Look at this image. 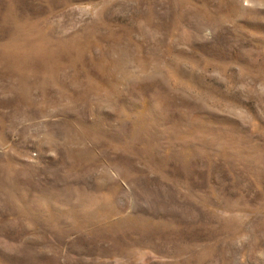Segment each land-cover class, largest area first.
<instances>
[{
  "label": "rangeland",
  "instance_id": "1",
  "mask_svg": "<svg viewBox=\"0 0 264 264\" xmlns=\"http://www.w3.org/2000/svg\"><path fill=\"white\" fill-rule=\"evenodd\" d=\"M0 264H264V0H0Z\"/></svg>",
  "mask_w": 264,
  "mask_h": 264
},
{
  "label": "snow or ice",
  "instance_id": "2",
  "mask_svg": "<svg viewBox=\"0 0 264 264\" xmlns=\"http://www.w3.org/2000/svg\"><path fill=\"white\" fill-rule=\"evenodd\" d=\"M245 2L247 3V0H245Z\"/></svg>",
  "mask_w": 264,
  "mask_h": 264
}]
</instances>
